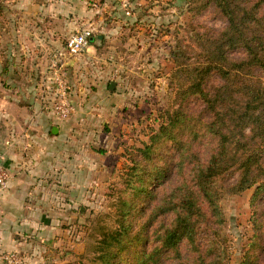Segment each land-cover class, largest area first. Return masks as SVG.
I'll list each match as a JSON object with an SVG mask.
<instances>
[{"label": "rangeland", "instance_id": "374dc122", "mask_svg": "<svg viewBox=\"0 0 264 264\" xmlns=\"http://www.w3.org/2000/svg\"><path fill=\"white\" fill-rule=\"evenodd\" d=\"M20 1L0 0V26H10L8 13L21 9ZM206 1L99 0L102 12L98 13H102L104 27L91 26L95 33L104 31L106 46L100 50L95 43L94 48L76 60L75 67L68 66L71 67L68 81L75 109L69 118L77 121L80 131L75 128L69 132L61 153L74 172L82 171L83 167L89 178L84 179V188L75 186L71 192L59 190L49 196L54 217L50 231L56 237L51 246L48 242L40 243L42 253L49 251L53 256L47 258V262L96 264L95 245L103 230L118 227L119 212L125 209L122 201H127L130 194L141 187L143 150L167 121V114L181 104L191 116L190 125L176 135V140L164 139L150 152L151 164L166 167L168 175L152 184L153 197L142 204L135 219H132L134 214L130 217L132 235L141 236L143 241L128 245L119 254L116 264H140L138 259L145 257L143 252H153L157 258L156 262L151 260L147 264L182 261L188 264H264V190L254 185L242 192H231L230 185L240 175L236 170L225 174L220 181L224 187L217 201L221 222L212 221V211L206 201L201 205L209 212L207 222L212 223L211 227L218 229V233L211 232V228L200 230L195 247L188 240L182 241L178 246L181 256L174 248L158 249L161 234L173 221V215L160 208V216L153 218L152 211L160 207L165 196L179 184L178 168L181 176H193L191 165L196 162L199 166L206 165L217 149V140L203 137L207 134L204 127L211 121L204 112L203 101L191 95L185 103L180 96L191 83L190 75L204 62L208 38L221 33L229 24L220 7ZM179 52L181 55L176 56ZM172 56H175L174 61ZM242 56L240 51L233 55ZM111 81L116 82L113 90ZM222 82L224 79L215 74L210 80L212 91L213 86ZM81 137L87 140L78 141ZM190 146L193 151L189 150ZM126 154L133 155L138 164L133 166ZM171 171L173 176H170ZM167 179L169 183L165 184ZM189 187L196 190L192 184ZM199 255L203 256L201 263L197 261Z\"/></svg>", "mask_w": 264, "mask_h": 264}, {"label": "trees", "instance_id": "16d2710c", "mask_svg": "<svg viewBox=\"0 0 264 264\" xmlns=\"http://www.w3.org/2000/svg\"><path fill=\"white\" fill-rule=\"evenodd\" d=\"M206 2H215L229 24L221 33L208 38V45L204 46V62L196 68L194 75H190L191 83L180 96L185 103L191 95L203 101L204 112L211 118L206 128L201 123L207 133L203 137L217 140V149L211 153L206 165L199 166L197 162L191 165L190 174L193 173V176H181L178 168L176 176L181 179L177 181L179 184L151 215L153 218L159 217L160 208L172 212L173 221L164 228L158 249L174 248L179 256V244L188 240L195 247L200 230L211 228V232L218 233V229L207 222L209 212L201 205L206 201L212 211V221L221 222L222 214L217 201L219 192L224 190L220 181L225 174L240 171L237 181L230 185L233 193L245 191L254 185L258 190H264V0ZM238 51L243 56L233 57ZM172 57L174 61L175 56ZM215 74L222 77L224 83L213 86L212 91L210 80ZM184 107L180 104L173 113L167 114V121L151 136L152 143L143 150L145 160L142 162L144 174L140 176L141 187L131 193L127 201H122L125 209L119 212L121 219L118 227L103 230L102 237L95 245L96 264H116L119 254L128 245L131 247L143 241L141 236L132 235L130 217L134 214L132 219H135L142 204L153 197L150 190L152 184L166 179L168 175L166 167L151 164L150 152L164 139L176 140V135L188 127L191 116ZM189 150L193 151L192 146ZM126 155L132 165L138 164L133 155ZM171 174L173 176L174 173L171 171ZM190 184L196 190L190 188ZM148 225L149 221L145 223L146 228ZM143 254L145 257L138 259L140 264H147L151 260L156 262L153 252ZM197 261L203 262V256L199 255ZM179 264L188 263L182 261Z\"/></svg>", "mask_w": 264, "mask_h": 264}, {"label": "crops", "instance_id": "0c3cea01", "mask_svg": "<svg viewBox=\"0 0 264 264\" xmlns=\"http://www.w3.org/2000/svg\"><path fill=\"white\" fill-rule=\"evenodd\" d=\"M96 1L97 8L90 0H21V9L8 13L10 26H0V153L11 173L8 188L0 189V264L6 251L22 252L27 264H51L46 260L53 256L42 253L40 244L51 246L56 237L50 231L54 217L49 196L84 188L89 178L83 167L74 172L61 154L69 132L80 131V125L74 118H57L49 65L77 28L104 27L98 13L102 4ZM95 43L100 50L106 46L104 31H97L88 51ZM75 57L70 66L81 55Z\"/></svg>", "mask_w": 264, "mask_h": 264}, {"label": "built area", "instance_id": "2783aa9c", "mask_svg": "<svg viewBox=\"0 0 264 264\" xmlns=\"http://www.w3.org/2000/svg\"><path fill=\"white\" fill-rule=\"evenodd\" d=\"M91 6L98 7L96 0H90ZM96 37L92 26H85L73 33L67 40L63 50L59 51L50 61L49 72L55 89L54 111L58 119L64 121L74 112L71 99V87L68 81V66L71 58L82 55L93 44ZM11 173L5 164L4 156L0 153V189L8 188ZM4 264H27L25 258L16 251L4 252L1 255Z\"/></svg>", "mask_w": 264, "mask_h": 264}, {"label": "water", "instance_id": "95a60500", "mask_svg": "<svg viewBox=\"0 0 264 264\" xmlns=\"http://www.w3.org/2000/svg\"><path fill=\"white\" fill-rule=\"evenodd\" d=\"M100 38H102V36ZM95 39H96V37L92 38V41L94 42ZM115 85H116V82L115 81H111V83H110V89L113 90L115 88ZM54 131L57 132V128H54Z\"/></svg>", "mask_w": 264, "mask_h": 264}]
</instances>
